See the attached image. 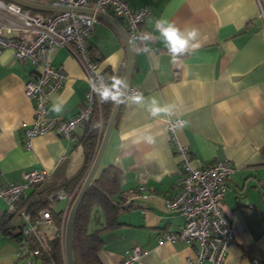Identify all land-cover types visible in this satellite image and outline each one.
<instances>
[{"label": "crops", "instance_id": "crops-1", "mask_svg": "<svg viewBox=\"0 0 264 264\" xmlns=\"http://www.w3.org/2000/svg\"><path fill=\"white\" fill-rule=\"evenodd\" d=\"M9 1V0H4ZM52 5V0H28ZM133 8L147 6L149 13L140 25L142 33L152 35L147 51L133 46V71L128 86H135L146 98L156 97L161 106H173V114L157 117L145 107L122 103L109 135L99 167L120 172V192H132L140 185L151 196L137 199L118 215L120 225L105 233L98 252L102 264H119L126 251L139 245L145 252L134 264H188L198 245L162 239L182 228L176 211L166 210L162 198L179 189L178 156L170 146L167 119L183 118L176 129L178 140L190 149L193 164L206 165L227 159L234 171L225 180L221 207L233 226L241 229L229 244L223 264H252L264 261V0H126ZM49 15L54 11L26 8ZM164 18L180 28L196 27L197 47L173 61L155 30V21ZM117 19V18H116ZM126 30V22L118 19ZM8 37L15 30L4 32ZM87 47L99 56V70L110 78L123 79L127 51L121 34L105 19L86 38ZM51 63L67 74V81L46 99L47 115L68 119L82 107L87 79L84 67L69 48L54 50ZM37 67L16 58L11 47L0 53V188L22 183L24 172L45 170L47 178L34 192L59 186L83 165L82 138L85 125L66 139L52 132L35 136L26 148L24 131L34 115V99L24 93V84L36 77ZM64 111H51L53 102ZM107 122L99 120V134ZM151 135L153 143L142 137ZM93 177V178H94ZM50 198L55 216L66 218L71 201ZM29 199V200H28ZM27 200V201H26ZM7 204L0 197V226ZM19 233V222L13 221ZM62 226V224H61ZM61 228V227H60ZM53 225L39 229L47 240L57 231ZM17 241L0 230V264H26L19 257ZM33 264H44L33 259ZM203 264H211L206 261Z\"/></svg>", "mask_w": 264, "mask_h": 264}, {"label": "built area", "instance_id": "built-area-1", "mask_svg": "<svg viewBox=\"0 0 264 264\" xmlns=\"http://www.w3.org/2000/svg\"><path fill=\"white\" fill-rule=\"evenodd\" d=\"M52 5L69 8V10L54 11L49 15L30 12L28 9L11 1L0 0V53L5 47H11L16 58L29 60L37 67L36 77L24 84V93L34 99V115L31 123L25 128V146L32 147V140L39 134L52 132L66 139L73 137L76 128L87 121L95 108L99 119L102 116L101 102L90 87V79L99 68V56L89 53L86 38L99 23L100 18L95 11L108 13L126 22V33L132 46L146 43L136 40L142 33L140 25L149 13L147 6L131 7L126 0H52ZM74 8H91L93 13L73 11ZM264 16V10H261ZM15 30L14 37L5 35V31ZM67 47L84 67L87 88L84 93L81 109L68 119H59L47 115L45 99L59 90L67 81V74L51 63L54 50ZM102 74V73H101ZM103 75V74H102ZM107 82L111 79L103 75ZM129 91L139 92L135 86H129ZM183 118L167 119L170 146L178 156L179 189L176 193L162 198V206L166 210L178 212L183 220L182 228L177 232H168L162 239L169 242L181 241L185 244L198 245L194 259L188 264H223L227 247L240 231L239 226H233L222 210L221 203L225 194V180L231 176L234 166L230 160L223 159L206 165L193 164L192 155L187 145L182 144L177 137L176 129L183 126ZM93 161V158H92ZM88 165L83 177L88 172ZM47 178L45 170L31 169L23 174L22 183H9L0 188V197L7 204L6 212L16 213L19 218L18 255L25 259L26 264H33L42 248L44 239L39 235V229L54 224L48 209L36 215L23 209H18L19 201L27 188L44 182ZM77 187L70 193L58 190L56 198H67L71 201ZM151 196L143 185L138 186L127 197L128 203L137 199H148ZM264 215V210L261 211ZM65 218L58 231V236L64 247ZM36 242L35 246L31 245ZM144 250L137 244L131 246L119 264H134ZM38 260V259H37ZM252 264H264V261L252 259Z\"/></svg>", "mask_w": 264, "mask_h": 264}, {"label": "trees", "instance_id": "trees-1", "mask_svg": "<svg viewBox=\"0 0 264 264\" xmlns=\"http://www.w3.org/2000/svg\"><path fill=\"white\" fill-rule=\"evenodd\" d=\"M89 53L92 56L96 55L90 50ZM113 106L114 103L111 102L101 103V118L104 119L105 123L110 117ZM99 120L98 110L95 108L90 118L83 123L85 125V133L82 138L84 161L80 170L55 188L48 189L45 192H34L32 194L34 198L28 199L29 202L22 203V196L18 203V209L28 211L32 215L48 209L57 226V230L61 227V217L53 215L50 198L58 190L70 193L77 187L71 200L72 203L80 189L82 183L80 180L92 161L96 147L101 140ZM119 180V170L114 166H107L100 171L97 177L92 179L88 186L77 210L73 225L71 245L74 264H102L98 252L105 241V233L120 225L118 221L119 213L125 207L133 204L127 202L129 192H120ZM16 215V213L9 214L6 212L1 222L0 230L18 243L20 234L12 233V230L15 229L13 221ZM36 244V242H32L31 245L35 246ZM44 245L45 247L42 248L37 258L38 260L44 264H66L64 247L58 236V231L51 238L44 240Z\"/></svg>", "mask_w": 264, "mask_h": 264}, {"label": "clouds", "instance_id": "clouds-1", "mask_svg": "<svg viewBox=\"0 0 264 264\" xmlns=\"http://www.w3.org/2000/svg\"><path fill=\"white\" fill-rule=\"evenodd\" d=\"M155 30L159 34V38L163 41L168 54L175 62L179 57L186 54L190 49L196 48V41L200 35L198 28H180L174 22L164 18L157 19L155 22ZM152 35L148 33H140L136 40L146 43L152 39ZM142 51H147V47ZM92 91L98 96L101 103L122 104L130 102L134 105L143 106L153 117H157L162 113L167 115L173 114V106H161L156 97L146 98L142 92L129 91V86L125 80L118 75H113L111 81L107 82L100 72H95L89 81ZM51 111L61 114L64 111V105L53 102ZM147 143H153L154 137L146 135L142 137Z\"/></svg>", "mask_w": 264, "mask_h": 264}, {"label": "water", "instance_id": "water-1", "mask_svg": "<svg viewBox=\"0 0 264 264\" xmlns=\"http://www.w3.org/2000/svg\"><path fill=\"white\" fill-rule=\"evenodd\" d=\"M11 2H14L16 4H19L23 6L24 8H33L41 11H62V10H69V8L65 7H57V6H50V5H44V4H38L35 2H31L28 0H9ZM73 11H78V12H87V13H93V9L91 8H74L72 9ZM95 14L102 19L108 20L116 29L117 31L121 34L126 51H127V67L126 71L123 77V80L126 81L127 84H129L132 71H133V46L131 45V42L127 36L126 30L122 26V24L119 22L118 19L113 17L112 15L108 13H103L99 11H95ZM121 104H115L112 108V112L110 114V117L107 121L105 130L102 134L101 140L99 144L96 147L94 156H93V161L92 164L88 170V172L85 174L83 177V181L81 183L80 189L78 190L75 198L73 199L72 203L70 204V208L68 210L67 216H66V221H65V227H64V254H65V260L66 264H74L73 260V255H72V231H73V225L75 221V216L77 213V210L79 208V205L83 199V196L90 185L98 167L101 162V158L103 156L109 135L111 133V130L113 128V125L115 123L117 114L120 110ZM33 188H27L25 190L24 195L29 196L33 192Z\"/></svg>", "mask_w": 264, "mask_h": 264}, {"label": "rangeland", "instance_id": "rangeland-1", "mask_svg": "<svg viewBox=\"0 0 264 264\" xmlns=\"http://www.w3.org/2000/svg\"><path fill=\"white\" fill-rule=\"evenodd\" d=\"M14 221H15L16 223H18V222L20 221V218H19L18 215H16V216L14 217Z\"/></svg>", "mask_w": 264, "mask_h": 264}, {"label": "bare ground", "instance_id": "bare-ground-1", "mask_svg": "<svg viewBox=\"0 0 264 264\" xmlns=\"http://www.w3.org/2000/svg\"><path fill=\"white\" fill-rule=\"evenodd\" d=\"M19 5V4H18ZM21 6V5H20Z\"/></svg>", "mask_w": 264, "mask_h": 264}]
</instances>
